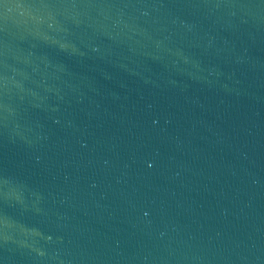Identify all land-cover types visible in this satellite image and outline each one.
Returning a JSON list of instances; mask_svg holds the SVG:
<instances>
[{"label":"water","instance_id":"95a60500","mask_svg":"<svg viewBox=\"0 0 264 264\" xmlns=\"http://www.w3.org/2000/svg\"><path fill=\"white\" fill-rule=\"evenodd\" d=\"M0 264H264V0H0Z\"/></svg>","mask_w":264,"mask_h":264}]
</instances>
